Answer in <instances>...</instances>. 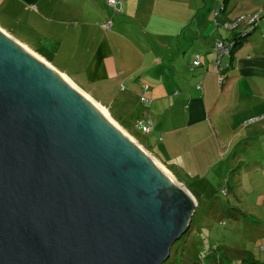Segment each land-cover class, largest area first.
<instances>
[{
    "label": "crops",
    "instance_id": "0c3cea01",
    "mask_svg": "<svg viewBox=\"0 0 264 264\" xmlns=\"http://www.w3.org/2000/svg\"><path fill=\"white\" fill-rule=\"evenodd\" d=\"M119 1L114 10L107 0H0V28L111 107L129 108L144 90L156 144L182 155L205 190L217 181L235 216L260 221L264 22L230 53L214 45L237 32L215 20L264 14V0Z\"/></svg>",
    "mask_w": 264,
    "mask_h": 264
},
{
    "label": "water",
    "instance_id": "95a60500",
    "mask_svg": "<svg viewBox=\"0 0 264 264\" xmlns=\"http://www.w3.org/2000/svg\"><path fill=\"white\" fill-rule=\"evenodd\" d=\"M15 39L0 29V264H163L194 196Z\"/></svg>",
    "mask_w": 264,
    "mask_h": 264
},
{
    "label": "rangeland",
    "instance_id": "374dc122",
    "mask_svg": "<svg viewBox=\"0 0 264 264\" xmlns=\"http://www.w3.org/2000/svg\"><path fill=\"white\" fill-rule=\"evenodd\" d=\"M111 8L116 9V7ZM219 9L221 5L217 10ZM83 86L92 88L87 84ZM89 93L110 111L111 116L123 129L159 159L169 171L172 170L177 181L191 190L199 201L192 217L191 227L174 243L170 257L163 264H264V211L260 212L262 213L260 221L255 218L257 222L252 218L235 216L233 210L226 207L228 206L226 195L222 194V186H219L217 181H215L217 186L213 192L205 190L203 183L199 182L202 179L197 178L199 181H195L182 155L172 156L164 150L162 142L156 144L154 138V133L158 134L156 128L154 132L149 133L139 128L136 114L141 119H146L149 115L153 116V112L147 105L148 101L144 102L140 99V96L145 93L144 90L143 93L134 95L129 108L120 105L111 107L100 101L95 94L88 91ZM207 192L208 194H205ZM252 196H254L253 192ZM247 211L250 210L247 208ZM256 230L259 233L261 230L262 238H259ZM214 247L222 250L223 259L220 258L219 253L214 255L210 253L215 250Z\"/></svg>",
    "mask_w": 264,
    "mask_h": 264
},
{
    "label": "built area",
    "instance_id": "2783aa9c",
    "mask_svg": "<svg viewBox=\"0 0 264 264\" xmlns=\"http://www.w3.org/2000/svg\"><path fill=\"white\" fill-rule=\"evenodd\" d=\"M118 0H107V3L109 6L115 7L117 5ZM223 11V6L221 9L216 11V16L220 14V12ZM264 22V14L255 13L250 16H238L233 20L225 21V22H219L218 20H215L216 25H222L226 27L227 29L238 31L239 36H247L249 33H251L254 28L260 23ZM113 20H108L105 24H103V28L110 29L112 26ZM235 39H222L219 38L215 42V49L219 53V55H223L225 53H230L233 47L235 46ZM201 64V59L199 56L196 57L192 64V68L197 67ZM148 86H145V90L147 91ZM141 101L149 102V99L146 97L145 94L141 96ZM264 117V114L263 116ZM139 128L145 132L149 133L153 130V120L151 116L146 118L145 120L139 121Z\"/></svg>",
    "mask_w": 264,
    "mask_h": 264
},
{
    "label": "bare ground",
    "instance_id": "6f19581e",
    "mask_svg": "<svg viewBox=\"0 0 264 264\" xmlns=\"http://www.w3.org/2000/svg\"><path fill=\"white\" fill-rule=\"evenodd\" d=\"M1 29V28H0ZM3 30V29H2ZM5 31V30H4ZM6 32V31H5ZM10 35V34H9ZM13 37V36H12ZM14 38V37H13ZM16 40V39H15ZM17 41V40H16ZM19 42V41H18ZM20 43V42H19ZM22 44V43H21ZM24 45V44H23ZM26 46V45H25ZM35 53V52H34ZM35 54H37V53H35ZM38 55V54H37ZM41 57V56H40ZM42 58V57H41ZM43 59V58H42ZM46 61V60H45ZM47 62V61H46ZM48 63V62H47ZM51 65V64H50ZM71 79V78H70ZM72 80V79H71ZM73 81V80H72ZM74 82V81H73ZM75 83V82H74ZM76 84V83H75ZM77 85V84H76ZM81 88V87H80ZM82 89V88H81ZM86 92V91H85ZM87 93V92H86ZM90 95V94H89ZM91 96V95H90ZM94 98V97H93ZM95 99V98H94ZM96 100V99H95ZM97 101V100H96ZM98 102V101H97ZM103 108H104V110L111 116V113H110V111L105 107V106H103L100 102H98ZM112 117V116H111ZM113 118V117H112ZM114 119V118H113ZM115 120V119H114ZM116 121V120H115ZM117 122V121H116ZM118 123V122H117ZM119 124V123H118ZM120 125V124H119ZM121 126V125H120ZM122 127V126H121ZM125 130V129H124ZM126 131V130H125ZM127 132V131H126ZM128 133V132H127ZM129 134V133H128ZM130 135V134H129ZM131 136V135H130ZM132 137V136H131ZM134 140H135V142L138 144V145H140L149 155H151L159 164H161L173 177H174V175H173V173L171 172V171H169L161 162H160V160L159 159H157L156 157H154L149 151H147L134 137H132ZM175 178V177H174ZM176 179V178H175ZM177 180V179H176ZM178 183H179V181H178ZM180 185H181V187L184 189V190H186V188L184 187V185L183 184H181V183H179ZM194 202H195V200H194Z\"/></svg>",
    "mask_w": 264,
    "mask_h": 264
},
{
    "label": "trees",
    "instance_id": "16d2710c",
    "mask_svg": "<svg viewBox=\"0 0 264 264\" xmlns=\"http://www.w3.org/2000/svg\"><path fill=\"white\" fill-rule=\"evenodd\" d=\"M222 6H223V9H225V4H222ZM239 35L240 34L237 31L236 33H234V36L232 38H229V39H235V41H236L235 42V46L233 47L231 52L234 51L244 41V39L247 37V36L240 37ZM190 227H191V225H190Z\"/></svg>",
    "mask_w": 264,
    "mask_h": 264
}]
</instances>
